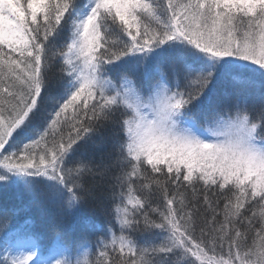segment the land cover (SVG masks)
<instances>
[{"label": "snow or ice", "instance_id": "snow-or-ice-1", "mask_svg": "<svg viewBox=\"0 0 264 264\" xmlns=\"http://www.w3.org/2000/svg\"><path fill=\"white\" fill-rule=\"evenodd\" d=\"M12 190L0 264H264V0H0Z\"/></svg>", "mask_w": 264, "mask_h": 264}, {"label": "trees", "instance_id": "trees-1", "mask_svg": "<svg viewBox=\"0 0 264 264\" xmlns=\"http://www.w3.org/2000/svg\"><path fill=\"white\" fill-rule=\"evenodd\" d=\"M220 87H221V89H225L228 86L227 85H221ZM22 195H23V199L21 201V200H18L16 198V192L14 190L9 191L6 194L2 192V194L0 193V205L7 203V205L9 207H12V206H19L21 203L26 204L28 202V200L30 199V197L27 193H24ZM49 211H55V209L51 208V209H49ZM33 214H35V209H33ZM93 219H95L97 221H101L103 219V217H101L99 215H93ZM65 223L66 224L70 223V221H65ZM39 230L44 231V229H39ZM45 243H46V241H45Z\"/></svg>", "mask_w": 264, "mask_h": 264}, {"label": "rangeland", "instance_id": "rangeland-1", "mask_svg": "<svg viewBox=\"0 0 264 264\" xmlns=\"http://www.w3.org/2000/svg\"><path fill=\"white\" fill-rule=\"evenodd\" d=\"M2 194V192H0Z\"/></svg>", "mask_w": 264, "mask_h": 264}]
</instances>
